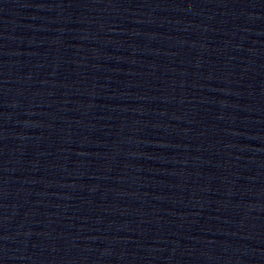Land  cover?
I'll return each instance as SVG.
<instances>
[{"label":"water","instance_id":"95a60500","mask_svg":"<svg viewBox=\"0 0 264 264\" xmlns=\"http://www.w3.org/2000/svg\"><path fill=\"white\" fill-rule=\"evenodd\" d=\"M0 264H264V0H0Z\"/></svg>","mask_w":264,"mask_h":264}]
</instances>
